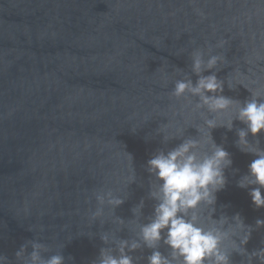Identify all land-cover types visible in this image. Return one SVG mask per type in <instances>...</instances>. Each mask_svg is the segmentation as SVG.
<instances>
[{
    "label": "water",
    "instance_id": "water-1",
    "mask_svg": "<svg viewBox=\"0 0 264 264\" xmlns=\"http://www.w3.org/2000/svg\"><path fill=\"white\" fill-rule=\"evenodd\" d=\"M197 50L222 58L204 73L223 81L218 95L244 101L264 93V0H0V253L12 264L29 240L47 246L45 257L62 251L66 264H93L106 247L100 233L135 237L132 209L144 199L146 222L155 204L147 161L199 138L210 115L193 111L195 98L170 95L177 79H198L191 73ZM165 125L176 137L166 144L157 131ZM243 127L237 120L232 131L212 130L233 164L216 211L206 203L195 210L205 227L237 213L253 228L264 219L249 195L255 186L238 187L255 159L235 144ZM258 138L264 147V133ZM109 190L128 196L115 210L123 225L107 207L90 219L95 194ZM245 247H264V228ZM150 254L132 253L138 264ZM244 260L232 255V264Z\"/></svg>",
    "mask_w": 264,
    "mask_h": 264
},
{
    "label": "clouds",
    "instance_id": "clouds-1",
    "mask_svg": "<svg viewBox=\"0 0 264 264\" xmlns=\"http://www.w3.org/2000/svg\"><path fill=\"white\" fill-rule=\"evenodd\" d=\"M221 59L218 55H209L205 59L201 51H194L191 73L198 79L193 82L189 76L174 82L172 97L188 100L190 104L191 98H195L193 111L206 110L210 115L205 117L203 127L197 128L199 138L182 139L176 147L158 150L147 161V171L156 181L148 194V198L155 201L152 214L146 222H140L145 207V201L141 199L132 209V222L137 229L134 238H118L109 231L100 233L106 247L100 249L93 264H138V258L132 253L141 248L151 250L146 258L147 264H232L234 253L245 258L243 264H256L257 261L264 264V247L251 252L245 247L252 232L264 228V219L258 218L253 228L246 225L237 213L231 220L222 216L216 220V225L205 227L195 211L202 203L216 211L215 194L226 186L225 170L232 166L233 160L223 145L215 142L212 130L223 127L232 131L237 120L244 127L236 130L238 139L235 144L241 152L255 157L248 173L238 181V187L255 186L249 192L253 205L257 209L264 208V147L258 138L264 133V93L251 92L244 101L218 95L224 90L223 81L214 72L210 75L204 73L215 69ZM222 113H228L227 119L218 120ZM166 129L167 125L157 130L163 134L165 144L176 138L168 135ZM250 135L252 140H249ZM135 180L133 174L129 177V185ZM127 197L115 195L111 190L97 192L98 207L90 219L96 221L104 217L107 207L114 214V223L125 224L123 218L115 215V210ZM233 229H239L242 234ZM237 235L238 242L232 239ZM225 241H231L230 246ZM161 245L166 247L167 254L160 250ZM48 251L45 244L29 240L15 252V258L19 264H66L62 251L45 257L43 253ZM0 264H12V261L0 253Z\"/></svg>",
    "mask_w": 264,
    "mask_h": 264
}]
</instances>
